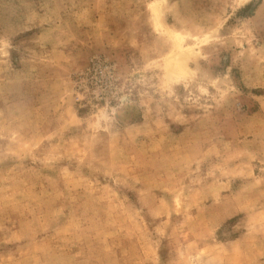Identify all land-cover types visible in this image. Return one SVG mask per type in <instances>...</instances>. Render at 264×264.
I'll return each instance as SVG.
<instances>
[{
    "label": "rangeland",
    "instance_id": "1",
    "mask_svg": "<svg viewBox=\"0 0 264 264\" xmlns=\"http://www.w3.org/2000/svg\"><path fill=\"white\" fill-rule=\"evenodd\" d=\"M0 264H264V0H0Z\"/></svg>",
    "mask_w": 264,
    "mask_h": 264
}]
</instances>
